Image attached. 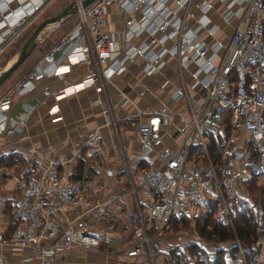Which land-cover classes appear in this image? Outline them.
<instances>
[{"label": "built area", "instance_id": "2783aa9c", "mask_svg": "<svg viewBox=\"0 0 264 264\" xmlns=\"http://www.w3.org/2000/svg\"><path fill=\"white\" fill-rule=\"evenodd\" d=\"M30 1L17 0L15 9L4 14L0 25L9 12L16 18L7 19V26L0 31V42L17 32L15 28L30 13L17 18L16 11ZM46 1L39 0L32 11ZM222 1L225 19L236 22L228 41L224 44L218 39L214 45L204 39L196 41L199 27L208 26L210 34L217 29L207 13L212 6L209 0L201 4L196 26L189 22L194 0H93L78 8L76 24L3 94L0 121L7 117L9 95L27 91L40 76L68 70L76 63H92L91 72L64 85L55 95L59 97L95 80L97 88L102 89L103 69L122 66L121 54L142 58L144 71L150 74L161 67L166 54L175 55L180 61L182 52L193 46L192 56L197 64L191 72L193 82L187 85L183 80L175 90L189 111L180 127L183 138L176 148L159 149L164 125L169 120L165 103H161L157 113L139 119L141 154L147 156L155 151L162 161L159 165L149 162L135 171L126 163L129 192L133 195L129 214L133 237L126 245L99 247L114 235L113 225L107 222V206L114 204V198L106 204L98 202L88 196L86 183L72 177L70 170L60 174L48 168L22 178L21 197L13 203L9 215L13 225L8 232L0 224V245L27 248L21 258L37 259L38 264H57L66 252L76 249L104 254L125 252L128 257L139 259L138 264H176L171 248L178 244L183 249L187 241L170 244L162 237L172 228L175 218L198 214L210 196H218L229 213L226 195L236 190L238 180L244 176L254 174L264 184V0ZM111 7L116 8L123 21L119 30L108 27L107 12ZM221 46L224 49L219 53ZM58 53L63 59L60 62ZM147 89L144 86L140 93ZM227 119L232 125L227 161L218 166L209 153L207 132L224 134ZM106 122L115 126L111 106L107 107ZM241 129L245 130L244 135ZM91 136L97 139L101 134L94 132ZM196 143L201 144L203 153L193 157L191 151ZM256 212L261 221V203L256 204ZM236 241L237 264H264V233L254 241L251 255L248 247ZM0 264L13 263L0 253ZM122 264L130 263L126 260Z\"/></svg>", "mask_w": 264, "mask_h": 264}, {"label": "crops", "instance_id": "0c3cea01", "mask_svg": "<svg viewBox=\"0 0 264 264\" xmlns=\"http://www.w3.org/2000/svg\"><path fill=\"white\" fill-rule=\"evenodd\" d=\"M204 1L194 0L189 18L191 26L198 24V17L202 13L201 4ZM209 1L212 2V6L207 13L211 23L217 24V29L214 34H210L208 26L199 27L196 41L204 39L214 45L219 39L225 44L236 20L225 19L223 15L225 3L222 0ZM17 4V0H3L0 20L2 18L4 20V14L14 10ZM36 11L33 10L30 14ZM77 19L78 14L76 18L68 15L37 37L33 49L0 84V99L25 72L34 68L45 51L68 32L76 24ZM107 19L110 29L119 30L123 26L121 16L114 7L108 10ZM7 24L6 19L0 25V31ZM13 37L0 42V54L2 51L5 52L0 59L6 62H11L10 57L25 40L24 37V40L15 45L17 40ZM143 37L147 35L144 34ZM9 47H12L10 51ZM223 49L221 46L219 53ZM192 52L193 46L186 48L180 55V61L177 56L166 54L161 67L150 74L144 71L142 58L121 54L122 66L117 69L107 66L103 69L102 89L97 88L98 80H95L89 85L56 97L55 94L60 88L78 81L94 67L92 63H76L68 70L36 78L33 86L23 93H11L7 117L0 121V224L8 228L6 231L9 232L13 225L9 218L10 210L13 203L21 197V180L25 174L31 172L36 175L43 168L54 169L60 174L69 170L72 173L82 161L81 158L87 159L95 168V172L84 180L88 186V196L103 204L114 198V204L107 206L110 219L112 216V220L119 222L128 220L130 206L133 209V199L128 192L126 163L135 171L149 162L159 165L162 161L155 151L147 156L141 154L138 121L147 114L157 113L161 103H165L169 120L164 125L163 143L159 149L165 146L171 148L179 146L183 138L180 127L189 116V111L184 98L177 96L175 90L180 87L183 80L187 85L193 82L191 72L197 64ZM62 60L58 53L57 62ZM164 81L166 83L163 86ZM144 86H148V89L140 93ZM191 91L194 92L195 89L191 88ZM108 106L113 109L115 126L106 122ZM94 132L101 134V137L92 138L91 134ZM241 133L244 135L245 130L241 129ZM81 172L83 179L86 165L82 166ZM110 210L112 212H109ZM87 218L92 219L88 215ZM110 219L108 218L107 222L111 221ZM130 224L119 223L113 227L117 235L116 246H124L130 242L131 238H122V235L131 230ZM124 226L129 227L124 229ZM186 238L187 235L183 233L164 235V239L170 244L184 242ZM109 245L112 247L111 243ZM25 251L27 248L0 245V253L13 264L39 263L37 259L32 261L22 259ZM126 260H129L130 264L139 263V259L128 257L125 252L104 254L93 250L76 249L66 252L57 264H122Z\"/></svg>", "mask_w": 264, "mask_h": 264}, {"label": "trees", "instance_id": "16d2710c", "mask_svg": "<svg viewBox=\"0 0 264 264\" xmlns=\"http://www.w3.org/2000/svg\"><path fill=\"white\" fill-rule=\"evenodd\" d=\"M225 127L226 136L230 137L232 125L228 119ZM207 134L209 137L208 148L212 161L218 166L225 164L227 161V145H224L223 142L224 135L214 134L212 131H208ZM202 153L201 144H194L191 156L198 157ZM81 163L71 173L72 177L82 179ZM247 180H251V183L247 184L249 192L252 193L259 190V193L253 194L255 196L252 200H249L247 196L237 194L236 190L231 194H227L232 200V210L229 213L223 208L221 199L218 196H210L206 199V209L203 210V206L199 213L193 217L195 218V227L199 234V239L220 244L229 239L234 241L238 239L241 244L248 246L250 255L254 252L252 246L254 241L260 233H264V213L261 221H259L256 212V201L262 204L264 210V184H260L258 177L254 174L248 176L245 181ZM221 208L224 210H221ZM187 217L189 215H183L175 218L174 221L184 220L186 222ZM204 241L192 240L187 242L183 249L179 248L178 244L173 245L171 253L176 258V264H232L231 262L238 252L236 242H233L228 249L224 246L216 245V249L212 251L213 249H209V246L203 243ZM226 250H229L230 257L226 256Z\"/></svg>", "mask_w": 264, "mask_h": 264}, {"label": "rangeland", "instance_id": "374dc122", "mask_svg": "<svg viewBox=\"0 0 264 264\" xmlns=\"http://www.w3.org/2000/svg\"><path fill=\"white\" fill-rule=\"evenodd\" d=\"M70 1H73V0H47L46 2H44V4L42 5V6H40V8H38L37 9V11L36 12H34V14H31V16H29L28 17V19H23V20H21V22H20V26H18L19 28H15V30H17V32H15L14 34H13V38H14V40H17V42L15 43V45H18L22 40H24V37L26 38V36L29 34V32L34 28V26L39 22V21H41L44 17H46V16H49V15H51V14H54L55 12H57L58 10H60L63 6H65V5H67ZM71 16H73L74 18H76V16H77V14L76 13H72V14H70ZM17 24V23H16ZM16 27V26H15ZM22 30V31H21ZM21 40V41H20ZM12 43V42H11ZM14 44V43H13ZM10 46H12L11 44H10ZM12 49V47H9V51ZM4 51H2L1 52V54H0V58L1 57H3V55H4ZM5 55H7V53L5 54ZM6 61L5 60H2V59H0V67L5 63ZM9 61H7L6 63H5V65L8 63ZM9 76V75H8ZM8 76L6 77V78H8ZM6 78L4 79V80H6ZM3 80V81H4ZM2 81V82H3ZM1 82V83H2ZM0 83V84H1ZM225 126H226V124H225ZM225 131H226V129H225ZM221 135H224L223 136V139H224V145H227L228 146V137L229 136H226L227 134L225 133V134H221ZM225 137V138H224ZM82 160V161H81ZM81 164H82V166H84V165H86V172H85V175L83 176V181L84 180H86V178L88 177L89 178V176H90V174L92 175L94 172H95V168L89 163V161H87V159H83V158H81ZM79 161V162H80ZM83 163H85L84 165H83ZM104 175V174H103ZM102 175V176H103ZM125 176V175H124ZM123 178H126V177H123ZM248 178V176H244V177H242V178H240L239 180H238V182H237V187H236V193L237 194H240V195H242V196H247V198H249V200H252L253 199V197L255 196V195H253V194H255V193H259V190H257V191H255V192H249V190H248V187H247V184H249V182L251 183V180H247V181H245L246 179ZM102 179H103V177H102ZM85 182V181H84ZM259 182V181H258ZM86 183V182H85ZM127 183V182H126ZM87 184V183H86ZM90 185V184H89ZM92 187V186H91ZM128 192H129V186H128ZM129 194H131L130 192H129ZM256 194V195H257ZM260 195V194H259ZM131 196H132V199H133V195L131 194L130 195V198H131ZM258 196V195H257ZM131 199V200H132ZM226 202H227V205H228V209H229V211L230 210H232V207H231V205H232V200H231V197H229V195H227L226 196ZM206 202V201H205ZM204 202V208H203V210H205L206 208V203ZM222 202V201H221ZM256 203L258 204L259 203V201H256ZM125 208V206H123V208L122 209H124ZM223 208H224V206H223ZM223 208H221V210L223 209ZM225 209V208H224ZM223 209V210H224ZM129 210H131L132 211V207L130 206V209ZM129 210L126 212V216H127V214H128V212H129ZM225 211H226V209H225ZM109 212H112L111 210L109 211ZM227 212V211H226ZM194 216H189V217H187L186 218V222L184 221V220H182V221H180V220H175L174 222H173V225H172V228L170 229V230H168L167 232H165L163 235H162V237L165 235V234H180V233H183V234H186L187 235V238H186V241L187 242H190V241H192V240H196V239H198L199 240V234H198V232H197V230H196V227H195V218H193ZM112 216H111V221H108V222H111V224L113 225V227H116V225L117 224H119V223H123L124 225H127V224H129V223H131V219L130 218H128V220H126L125 222L123 221V220H121V222H119V221H117V220H112ZM129 221V222H128ZM122 226V225H121ZM130 226H131V224H130ZM128 227L129 226H127V227H125L124 226V229H128ZM131 230L130 231H128V233H126V235H122V238L123 239H126V238H132L133 237V229L132 228H130ZM115 235H112V237H110V239H109V241L108 242H104L103 241V243L101 244V246H99V247H101L102 249L103 248H105L108 244H112V247L113 248H115L116 247V245H115V241H116V233H114ZM120 238V237H119ZM166 239V238H165ZM167 240V239H166ZM233 242H236L237 243V241L235 240H231V239H229V240H226L224 243H215V242H212V241H210V242H207V241H204L203 243L206 245V246H209V249H213L212 251H214L215 249H216V245H219V246H224L225 248H227L228 249V247H230V245L233 243ZM244 247L245 248H247L248 246L247 245H244ZM228 251V252H227ZM225 254H226V256H228V257H230V252H229V250H226V252H225ZM94 261V260H93ZM97 261V260H96ZM232 264H237L236 263V257L235 258H233V260H232V262H231ZM17 264H20V263H17ZM93 264V263H92Z\"/></svg>", "mask_w": 264, "mask_h": 264}, {"label": "water", "instance_id": "95a60500", "mask_svg": "<svg viewBox=\"0 0 264 264\" xmlns=\"http://www.w3.org/2000/svg\"><path fill=\"white\" fill-rule=\"evenodd\" d=\"M93 0H73L70 1L67 5L63 6L60 10L44 17L39 21L34 28L29 32L25 40L19 46V48L13 53L10 57L11 62L7 65H4L0 69V83L24 60V58L29 54L36 44L37 37L44 33L46 30L52 28L54 25L61 22L68 15L77 12L79 7H84ZM31 14H34L32 12ZM29 14L26 19H28ZM9 59V60H10Z\"/></svg>", "mask_w": 264, "mask_h": 264}, {"label": "bare ground", "instance_id": "6f19581e", "mask_svg": "<svg viewBox=\"0 0 264 264\" xmlns=\"http://www.w3.org/2000/svg\"><path fill=\"white\" fill-rule=\"evenodd\" d=\"M77 1H78V0H77ZM38 3H39V0H31V1L29 2V4H28V3H26V4H24V3L21 4L20 8L17 9V11H16V16H17V18L23 16V14H27L28 12L30 13V12L32 11V9L34 8V5H35V4H38ZM6 17H7V19L11 20V18H12V13L6 14ZM15 18H16V17L14 16L13 19H15Z\"/></svg>", "mask_w": 264, "mask_h": 264}]
</instances>
